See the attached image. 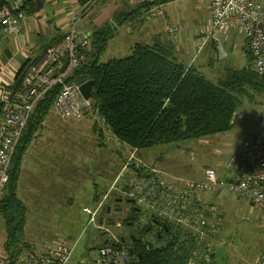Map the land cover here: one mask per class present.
Instances as JSON below:
<instances>
[{
	"label": "rangeland",
	"instance_id": "1",
	"mask_svg": "<svg viewBox=\"0 0 264 264\" xmlns=\"http://www.w3.org/2000/svg\"><path fill=\"white\" fill-rule=\"evenodd\" d=\"M88 1L95 5L90 10L89 15L79 24L78 29L80 31L98 28L96 15L107 2L118 1L122 5V9L125 6L133 7L138 4L137 0ZM55 2H60V0H51L49 3L51 8L56 7ZM201 2L202 0H167L163 4L165 16L142 24L137 21H128L124 25V29H127L128 25L130 27L133 25L136 28L143 26L153 28L155 31L161 32L159 42L166 44L171 41L174 44V56L179 58V62L186 66L192 65L193 62L196 67H200L199 65L203 63V60L207 59L208 51L199 53V48L193 47L190 37H194L195 32L199 33L200 29L206 28L208 24L204 19V6L207 0L203 1V7ZM127 3L130 6L126 5ZM167 26L175 29L180 27V34L184 35L177 40H170L171 36L166 32ZM127 32L125 30L116 34V37L109 42L106 51L101 53L98 59L99 64L131 56L132 49L130 46L137 42L138 30L137 32ZM119 36L120 38H118ZM33 38L38 41L37 51L50 40L48 34L46 37L33 35ZM237 38L239 41L237 40L238 48L235 56L245 63L247 55L243 53L244 38L242 34L237 35ZM146 42L153 44L152 39H146ZM1 43L3 45L8 44L6 40ZM179 50L185 54L180 53L178 55ZM184 50L190 51L192 56H188ZM231 57L220 60L217 56L214 61V70L226 71V67L234 66L230 65L234 63V58ZM246 59L248 65L252 64L251 67L254 69L253 61L248 57ZM201 69L207 75L208 71L204 68ZM260 80L261 85L258 87L262 90L257 91L255 88V91L251 90L252 101L249 98L244 99L245 107L243 110L246 109V112L243 113L244 117L241 121L236 123L233 131L214 137L158 145L153 148L142 149L139 152L125 144L117 145L112 140L111 135L105 137L104 141L101 142L98 131L94 129L96 122L99 126L103 124L97 111L93 110L90 115L82 120L62 119L57 108L52 107L51 111L44 117V119L47 118L48 123L44 126L42 120L35 129L48 127L42 136L44 141L66 143L68 147L65 148L64 152L77 153L75 157L73 156L75 159L72 161V171L64 175V179L70 184L64 190L56 193V200L49 201L52 204L53 202L60 203V206L44 205L39 210L40 212L36 208L28 209L24 242L20 245L16 243L12 248L18 256L13 264H26V259L40 249V244L49 243L58 237L66 239L74 249L69 264H90L96 259L98 249L105 244V238H114L107 231L106 225H100V217H105L106 203H111V198L119 196V194L127 198L123 193L130 187L139 167L147 168V170L156 169L167 176V179L172 180H179L180 178L204 181L207 169H213L220 178L224 175L227 179L231 174L227 169L228 162L234 150L238 149L245 140H252L264 131V77H260ZM262 85L263 87H261ZM241 109L239 111H242ZM34 125L35 122L30 127L34 128ZM70 144H72L71 147ZM30 163L31 161L28 163L24 160L22 168L28 170L27 177L25 179L23 176L21 177V180H24L21 195L26 197H31L32 192L29 186L32 174H28L31 169ZM133 166H137V169H134ZM46 174L48 173L41 175ZM97 193L99 196L98 204L95 202ZM58 196L62 198H58ZM70 199L72 202L69 204ZM225 201V199L219 198L212 201L221 205L220 210L225 212L223 213L218 247L216 248L215 243L212 247L216 264L260 263L264 257V213L255 208L248 200L238 199L234 195H230L227 204L223 206L221 203ZM85 207H90L94 211L98 208V210L93 214L84 213ZM141 208L145 209L144 207ZM170 222L176 227L178 226L175 221L170 220ZM4 223V220L1 219L0 249L4 240L7 241ZM173 229H175L174 226ZM4 248L5 245L2 246V250ZM21 251L23 255H20ZM0 256L14 260L13 258L10 259L11 255L9 253L7 255V252Z\"/></svg>",
	"mask_w": 264,
	"mask_h": 264
},
{
	"label": "trees",
	"instance_id": "2",
	"mask_svg": "<svg viewBox=\"0 0 264 264\" xmlns=\"http://www.w3.org/2000/svg\"><path fill=\"white\" fill-rule=\"evenodd\" d=\"M166 1L138 3L126 8L115 15L111 21L113 23L109 22L91 33L87 61L75 72L70 82L81 86L88 81L95 83L93 110L98 112L103 124L99 126L96 122L94 129L98 131L101 142L111 135L117 145L125 144L139 152L158 145L218 136L232 130L236 111L243 99L251 97V90H262L258 87L261 85L260 76L251 64L242 70H232L226 76H222L219 70L212 77L207 69L210 79L193 62L187 66L179 62V58L174 56L175 48L171 41L163 44L159 39L153 44L137 43L127 58L98 63L101 53L106 51L123 24L128 21L141 23L145 11L154 5H163ZM86 5H91V2L87 1ZM58 39L49 46L61 43L64 36ZM180 53L185 54L179 50L178 55ZM248 58L253 61L249 53ZM36 61L28 59L23 64L26 66L16 77L17 92L21 90L25 77ZM58 90L59 87L50 90L36 107L18 147L11 181L0 203V223L3 219L7 233L5 249L11 255L10 259H14L9 260L10 264L18 257L12 248L16 243L23 244L27 226L28 207L18 193L22 154L32 140L35 127L52 107L56 108ZM4 108L5 103L0 102V118ZM34 122V128H31ZM133 168L137 169V166ZM147 171V168L139 167L135 174L141 176ZM96 199L98 204V193ZM169 228L170 232L164 240L156 242L159 246L151 244L150 249L139 247L134 251L135 264H189L193 253L201 249L194 241L197 236L183 228L176 227L173 231L171 225ZM219 236L215 241L219 240ZM188 239L192 242L189 243ZM113 244L119 246L116 242ZM210 251L212 253V249ZM211 257L216 259L215 255Z\"/></svg>",
	"mask_w": 264,
	"mask_h": 264
},
{
	"label": "built area",
	"instance_id": "3",
	"mask_svg": "<svg viewBox=\"0 0 264 264\" xmlns=\"http://www.w3.org/2000/svg\"><path fill=\"white\" fill-rule=\"evenodd\" d=\"M31 0H0V31L7 37L20 34L27 20L26 7ZM140 4L156 0H137ZM95 5V4H94ZM94 5H86L72 16V22L61 43L47 48L31 67L20 91L7 99L0 119V203L11 181V170L23 135L33 119L38 104L50 90L57 87L56 108L63 119L82 120L94 109L93 99H86L80 84L70 82L75 72L87 61L91 33L78 29ZM211 27L216 32L240 31L247 42V52L253 57L254 71L264 77V4L259 0H211ZM165 16L163 5H154L142 14L144 22ZM181 28H168L177 37ZM227 179L207 169L204 181L172 180L157 170L137 175L126 191V196L144 207L149 218H163L177 229L183 228L196 235L200 250L193 253L189 264H216L210 251L221 234L223 210L218 203L206 201L204 195L222 191L248 200L264 213V131L252 140H245L234 150ZM93 214L91 210H85ZM222 212V213H221ZM95 213V212H94ZM189 243H191V239ZM115 241V240H114ZM117 243V241H116ZM151 244L159 246L152 238ZM73 247L63 238L44 243L26 259V264H69ZM131 249L109 244L98 249L90 264H132ZM0 257V264H10ZM258 264H264V257Z\"/></svg>",
	"mask_w": 264,
	"mask_h": 264
},
{
	"label": "crops",
	"instance_id": "4",
	"mask_svg": "<svg viewBox=\"0 0 264 264\" xmlns=\"http://www.w3.org/2000/svg\"><path fill=\"white\" fill-rule=\"evenodd\" d=\"M50 1L51 0H31L29 2L26 7L28 20H26L22 24L21 32L19 35L15 37H7L0 31V102L5 103V107L7 104V99L17 92L15 90V86L17 84L16 77L21 69L26 66L23 65L26 60L36 58L38 59L42 56L44 51L48 48L49 45L52 44L53 41H57L58 38L63 37L68 31L72 22L71 15L73 16V14L79 13L88 0H60V2H55L56 7L54 8H51V5L49 4ZM203 1L204 0H202V2L200 3L202 7L204 6ZM259 1L262 2V0ZM118 3V1H111L105 3L104 6L101 7L99 13L96 15L99 28L113 21L117 13L123 12V10L129 8L125 6L122 9V5ZM126 5L130 6L128 3ZM204 12V19L208 22V24L206 22V28L200 29L199 33H194L196 34L194 35V37L197 39H195L193 36L190 37V39L192 38L191 40L193 47L197 49L199 48V53L202 54L204 51H208L207 59L203 60V63L199 65L200 69H208L212 77H214L217 72L214 70V61L217 56L220 60L228 59L231 56V58H234V63L230 64L234 66L226 67V71L220 69L222 76L228 75V73L232 70H242L243 68L248 67V61L246 59L248 57L247 42L244 35L237 30H230L223 33L212 30L211 0H207L206 5L204 6ZM142 23L145 22L142 21L141 24ZM124 25L125 24H123V26L119 29L118 34L122 33L125 30L128 31L127 33L137 32L138 30L137 34L139 38L137 37V42H134L131 46L129 45L130 49H132L137 43H148L146 42V39H152V41L155 42L161 37V32L155 31L153 28H148V26L136 28L133 25L131 27L128 25V27H126L127 29H124ZM167 28H169V26L166 27V32L168 33ZM93 30L94 29H89L88 32L92 33ZM46 34H48L49 36V42L43 45L41 48H39V51H37L38 41L36 40V38H33V35L46 37ZM239 34H242V37L244 38L243 53L247 55V57L245 58L246 64L241 62L235 56L236 50L238 48L237 35ZM183 35L184 34H179L177 37L170 35L171 38L169 39L177 40ZM118 38H120V36ZM4 40L8 42L7 45H3L1 43ZM184 52H187L192 56V53H190V51L184 50ZM252 98L253 97H250L249 99L251 100ZM244 107L245 102L243 99L241 106L236 111L235 124L231 131L234 130L236 123L240 122L244 117L243 113L246 112V109L243 110ZM240 109L242 111H239ZM43 123L44 126L48 123L47 118L43 119ZM47 128L43 127L39 128V130L36 129L32 140L26 145V149L24 150L22 154L23 156L21 158V172L18 182L19 196L24 199L28 209L36 208L38 211L44 205L50 207L61 205L60 203L56 204L55 202H53L52 204L49 201L52 199L56 200V193L64 190L68 187V184H70L69 181L64 179V175L72 171V161L73 159H75L73 158V156L75 157L77 155V153L72 154V152H64L65 148L68 147L66 143L60 141H44L42 136L44 134V130H47ZM71 146L72 144H70V147ZM24 160L28 163L31 161V169L28 173L32 174L30 176L31 179L29 182V186L32 190L31 197L21 195V189H23V179L27 177L26 173L28 171L26 169H22ZM45 173L48 174L41 175ZM22 176L24 178L21 180ZM221 177H224V175ZM95 185L97 186L96 183ZM222 193V191H217L213 194H206L204 195V199L210 202L216 201L217 198L225 199L226 201L221 203L223 206H225L228 202L229 196H224ZM58 198L62 197L58 196ZM71 202L72 200L70 199L69 204ZM95 202H97L96 196ZM86 209L91 210L92 213L98 210V208L94 211L90 207H85L84 213H87L85 211ZM219 240L215 242L216 248L218 247ZM43 244L40 245L42 246ZM3 245H5V240ZM3 245H1L0 253L2 255H5L7 251L5 248L4 250H2ZM40 245H37V247H40Z\"/></svg>",
	"mask_w": 264,
	"mask_h": 264
},
{
	"label": "flooded vegetation",
	"instance_id": "5",
	"mask_svg": "<svg viewBox=\"0 0 264 264\" xmlns=\"http://www.w3.org/2000/svg\"><path fill=\"white\" fill-rule=\"evenodd\" d=\"M123 194L126 195V192ZM131 201L119 194L111 198V203H106L105 217H100L103 218L100 225H106L114 238L106 237L104 243L110 244L116 240L133 251L139 247L150 249L152 238L155 242L163 241L169 234V223L162 218H149L145 209Z\"/></svg>",
	"mask_w": 264,
	"mask_h": 264
},
{
	"label": "water",
	"instance_id": "6",
	"mask_svg": "<svg viewBox=\"0 0 264 264\" xmlns=\"http://www.w3.org/2000/svg\"><path fill=\"white\" fill-rule=\"evenodd\" d=\"M94 87H95V83L93 81H88L80 87V91L86 99H93ZM131 202L135 203V201H133V200ZM102 222H103V218L100 220V223H102ZM104 245H107V243H105ZM130 254L133 256L134 251L130 250ZM132 264H135V262H133Z\"/></svg>",
	"mask_w": 264,
	"mask_h": 264
}]
</instances>
